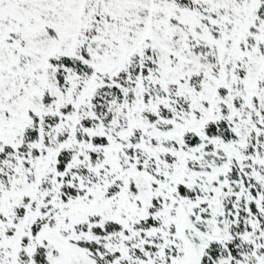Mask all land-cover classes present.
<instances>
[{
    "label": "snow or ice",
    "instance_id": "6c2138e0",
    "mask_svg": "<svg viewBox=\"0 0 264 264\" xmlns=\"http://www.w3.org/2000/svg\"><path fill=\"white\" fill-rule=\"evenodd\" d=\"M0 264H264V0H0Z\"/></svg>",
    "mask_w": 264,
    "mask_h": 264
}]
</instances>
